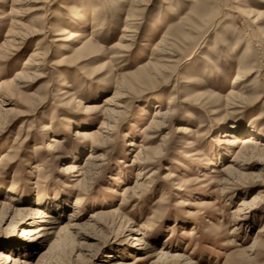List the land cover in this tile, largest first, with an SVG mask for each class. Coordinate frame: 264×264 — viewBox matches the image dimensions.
I'll use <instances>...</instances> for the list:
<instances>
[{
    "label": "rangeland",
    "instance_id": "374dc122",
    "mask_svg": "<svg viewBox=\"0 0 264 264\" xmlns=\"http://www.w3.org/2000/svg\"><path fill=\"white\" fill-rule=\"evenodd\" d=\"M23 1L0 0V264H264V0Z\"/></svg>",
    "mask_w": 264,
    "mask_h": 264
},
{
    "label": "bare ground",
    "instance_id": "6f19581e",
    "mask_svg": "<svg viewBox=\"0 0 264 264\" xmlns=\"http://www.w3.org/2000/svg\"><path fill=\"white\" fill-rule=\"evenodd\" d=\"M25 1V0H24ZM23 1V2H24ZM20 2V1H19ZM18 2V3H19ZM16 24H18V23H16ZM19 33V32H18ZM28 33V32H27ZM17 34V33H16ZM23 36V35H22ZM18 37V36H17ZM11 40H13V39H11ZM10 40V41H11ZM9 42V41H8ZM15 44V43H14ZM38 64V63H37ZM37 66V65H36ZM27 73H30V72H28L27 70L25 71V70H22L21 72H19L18 74H17V79H21L24 75H26ZM24 77H26V76H24ZM15 85V82H13L12 84H10L9 86H8V88H10L11 89V87L12 86H14ZM163 116V112L161 113V111L159 110L158 111V109L155 111V117H162ZM154 123L155 124H159L158 123V121L157 120H155L154 121ZM81 135L82 136H89V137H94L93 135H94V133H92V132H90L89 130H84V131H82V133H81ZM54 142H58V140H53ZM257 142H256V138H254V137H248V138H246V139H244V143H243V145L244 144H246L247 146L246 147H252V146H256V145H254V144H256ZM56 149V145H55V143H53V142H50V143H48V151H53V150H55ZM243 149H245V148H243ZM77 203V202H76ZM76 206H77V204H76ZM8 259H11V257L10 256H8L7 257Z\"/></svg>",
    "mask_w": 264,
    "mask_h": 264
}]
</instances>
